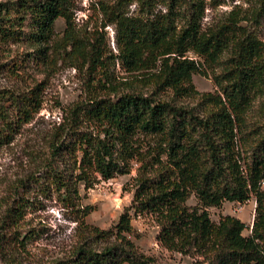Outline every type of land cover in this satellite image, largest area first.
Returning a JSON list of instances; mask_svg holds the SVG:
<instances>
[{
  "label": "trees",
  "instance_id": "obj_1",
  "mask_svg": "<svg viewBox=\"0 0 264 264\" xmlns=\"http://www.w3.org/2000/svg\"><path fill=\"white\" fill-rule=\"evenodd\" d=\"M226 1L234 0H99V25L91 30L75 25L73 0L0 4L3 42H26L38 61L74 68L83 77L85 97L68 106L49 133L48 156L15 184L23 192L35 183L42 194L55 193L79 221L69 255L46 264H157L131 240L138 236L130 210L153 217L157 242L166 251L203 264H264V44L253 30L264 15V0H255L249 11L233 9L204 22L207 9ZM57 19L64 29L56 37ZM105 28L113 31L115 51ZM116 65L125 80L116 78ZM192 75H210L216 91H196ZM42 91L39 83L0 94V145L39 112ZM257 98L263 121L248 127ZM183 99L194 104L179 103ZM133 163L140 165L131 179V206L114 228L84 224L92 207L82 205L80 187L87 191L99 180L126 175ZM251 196L255 209L246 237L238 218L220 216L214 223L206 211ZM191 197L195 205L187 204ZM28 203L21 195L6 210L14 240Z\"/></svg>",
  "mask_w": 264,
  "mask_h": 264
},
{
  "label": "rangeland",
  "instance_id": "obj_2",
  "mask_svg": "<svg viewBox=\"0 0 264 264\" xmlns=\"http://www.w3.org/2000/svg\"><path fill=\"white\" fill-rule=\"evenodd\" d=\"M8 1L14 0H0V4ZM97 1L99 0H73L74 23L77 28L91 30L99 25L94 9ZM254 3L255 0L226 1L224 5L207 9L204 22H214L222 14L233 9L240 12L249 11ZM12 19L13 16L10 17V20ZM63 29V20L57 19L54 23L56 37L61 35ZM253 30L264 44V15ZM20 31L24 35L27 34V18L24 19ZM105 32L110 47L115 51L112 29L105 28ZM188 56L191 57L190 54ZM35 57L36 53L26 42H3L0 39V94L4 91L23 92L39 83L43 87L39 112L29 123L21 126L10 143L0 145V221L3 222H0V264H6L8 261H12V264H46L52 259L67 257L77 244L79 221H75L74 213L64 206L62 199L50 191L42 194L35 183L26 184L24 192L22 189H15L16 182L33 174L48 156V136L53 127L61 122L63 111L85 97L84 87L81 85L82 74L64 65L50 67ZM112 70L118 80L127 78L118 65ZM191 81L195 90L200 93L216 91L210 75H192ZM179 103L194 104V101L183 99ZM259 105L260 98H257L247 116L248 127L257 126L263 121ZM6 108L8 113L11 109ZM148 143L149 140L145 144ZM139 165L133 163L128 174L106 181L99 180L87 191L80 187L82 205L92 207L91 212L84 218V224L103 231L114 228L123 210L131 206L134 191L131 179L136 175ZM21 195L26 196L29 203L24 225L17 234V240H14L8 229L6 210ZM195 203L194 197L187 202L189 205ZM254 209L255 201L251 196L244 203L224 202L219 208L209 207L206 211L214 223L220 216L231 215L238 218L245 225L242 234L246 237L250 235ZM129 214L131 225L138 236L135 239L130 238L139 252L153 257L157 264H203L201 258H190L160 247L156 239L159 228L151 215L135 216L132 210ZM27 234L32 237L21 246L19 241Z\"/></svg>",
  "mask_w": 264,
  "mask_h": 264
}]
</instances>
